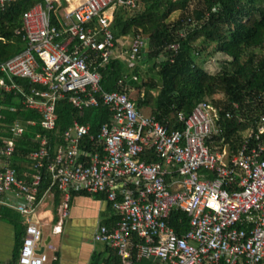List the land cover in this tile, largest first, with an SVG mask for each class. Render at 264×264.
<instances>
[{
	"label": "built area",
	"instance_id": "built-area-1",
	"mask_svg": "<svg viewBox=\"0 0 264 264\" xmlns=\"http://www.w3.org/2000/svg\"><path fill=\"white\" fill-rule=\"evenodd\" d=\"M15 1L0 0V10ZM123 6L134 8L136 0H40L23 14L22 27L16 31L26 48L0 63V90L21 95L23 105L41 115L47 131L56 129V104L61 100L79 111L104 105L112 113V121L103 124L97 135L78 122L63 134L64 143L48 166L64 198L54 233L62 231L72 192L80 191L103 195L111 205L117 223L112 229L99 226L94 241L116 251L124 264H133V259L157 264H264V111L242 133L236 152L228 146L215 152L208 139L221 131L215 110L206 102L187 116L178 115L184 130H170L137 108L124 78L118 81L120 91L103 90L91 61L99 60L102 66L113 57L112 27L116 9ZM146 49V37L135 36L131 59ZM16 78L35 87L25 92ZM11 132L16 136L23 131L16 124ZM37 138L40 148L29 159L38 173L30 181L18 178L6 163L16 151L15 138L0 146V193H16L20 202L15 208L27 223L18 264L48 261L44 251L39 253L45 248L43 231L31 221L40 169L48 154L47 138ZM85 139L96 141L100 152L83 149ZM146 150L160 162L144 160ZM173 209L190 218L183 236L169 224ZM133 235L143 241L134 255Z\"/></svg>",
	"mask_w": 264,
	"mask_h": 264
},
{
	"label": "trees",
	"instance_id": "trees-1",
	"mask_svg": "<svg viewBox=\"0 0 264 264\" xmlns=\"http://www.w3.org/2000/svg\"><path fill=\"white\" fill-rule=\"evenodd\" d=\"M38 1L16 0L5 10H0V63L26 48V42L16 31L22 27L23 14ZM197 1L198 5L193 10H189L192 0L184 3L136 0L134 8H117L112 27L115 54L108 65L99 68L101 86L107 92L120 91L118 81L124 78L138 93L137 99L133 100L137 108H150L151 115L169 126L170 130H184L178 115L187 116L199 103L206 102L215 110L216 123L221 131L208 139L207 144L215 152L225 146L236 152L244 139L242 133L264 111V0ZM179 11L180 15L173 19L172 16ZM137 35L146 37L147 49L138 60H133L129 53L122 52L130 48L131 40ZM173 45L179 47L177 52L170 49ZM211 46L214 54L220 53L230 59L222 63L216 74L207 72L202 64L205 61L200 58ZM148 62L151 64L146 68L141 66V63ZM144 78L147 80L144 81ZM14 80L26 92L35 87L26 79ZM220 94L222 98H219ZM23 99L14 92L0 90V125L6 127L5 135L12 136L10 127L16 121H20L25 128L16 141L13 155L21 161L12 167L17 171L18 178L30 181L38 172L28 156L40 148L37 135L45 136L48 154L40 169L42 180L37 203L49 191L54 193L55 201H59L63 193L53 184L48 166L56 156L58 146L64 143V132L78 122L90 126L91 134L97 135L103 124L112 121V113L104 105L79 111L67 100H61L56 104V129L47 131L41 125L39 113L27 110L21 104L15 107V102L18 100L21 103ZM235 104L239 109L234 108ZM13 107L15 111L10 110ZM227 113L232 117L228 118ZM238 116H242L243 121L239 122ZM82 148L91 153L100 152V145L88 139L83 141ZM142 157L150 163L160 162L150 150H146ZM75 194L89 195L73 191L71 196ZM189 223L186 213L176 209L171 212L169 224L178 236L187 233ZM24 235L25 232L19 234L18 249ZM132 243L134 255L136 245L143 241L133 235ZM107 250V258H101V254L93 255L91 264H124L116 251L108 247ZM133 261V264H157L152 259Z\"/></svg>",
	"mask_w": 264,
	"mask_h": 264
},
{
	"label": "crops",
	"instance_id": "crops-1",
	"mask_svg": "<svg viewBox=\"0 0 264 264\" xmlns=\"http://www.w3.org/2000/svg\"><path fill=\"white\" fill-rule=\"evenodd\" d=\"M129 46L130 48L122 53L130 54L131 45ZM95 61H97V63ZM98 62L99 60L91 61V68L92 65L96 63V66L92 69L97 68L99 73V68L105 67L110 63L98 66ZM132 92L134 91L132 90L131 93ZM131 93V99L134 100ZM23 100L21 103L17 100L15 102L17 106L15 107H18L21 104L25 109H27L23 105ZM15 107L10 108V110L15 111ZM140 109L145 114L151 115L150 108L144 107ZM16 124L20 126L23 134L25 128L20 121H16L10 127V130ZM31 124L34 125L35 123L31 122ZM6 133V127H4V125H0L1 145L5 144L7 140L12 137L17 141V139L22 136V134L16 136L12 134L11 137H7L5 135ZM20 161L21 159L18 157H12L10 160L6 161V163L12 167L13 164H18ZM24 170L27 169L24 168ZM19 202V198L14 192L0 193V264H18L19 252L23 244L22 240L21 246L18 249V238L19 234H23L24 232L26 233L27 228L25 219L15 208ZM63 204V198L59 201H55L54 193L49 191L45 194L42 200L37 203L35 214L31 218L32 223L39 226L42 231L48 227L49 222L53 225L52 234L58 237L57 244L53 245L52 237L48 235L44 238L45 245L47 247H45L44 242L41 246L45 247L44 252L46 248L53 252L52 264H91L93 255L99 254H101V258H107L109 255L107 246L104 243L94 241V235L99 226H106L109 229H112L117 223V217L105 197L103 195L85 194H75L71 196L69 201L68 217L63 220L61 233L55 234L54 228L59 224L60 210ZM48 245L52 248H49Z\"/></svg>",
	"mask_w": 264,
	"mask_h": 264
},
{
	"label": "rangeland",
	"instance_id": "rangeland-1",
	"mask_svg": "<svg viewBox=\"0 0 264 264\" xmlns=\"http://www.w3.org/2000/svg\"><path fill=\"white\" fill-rule=\"evenodd\" d=\"M173 1H176V2H179V3H184L187 0H173ZM197 3H198L197 0H192V2L189 5V10H193L194 8H196L197 5H198ZM113 7H114V5H112L108 9V11L109 10H113ZM180 13L181 12L179 11V12H177V14H174L172 16L173 19H176L180 15ZM128 40H130V39H128ZM211 48H213V47L212 46L210 48L208 47V50L206 52H203L200 58H201V60H204L205 61L202 64H203V67L206 68L207 72H209L211 74H216L221 69L222 63L225 60H230V59L227 58V57H225V55L220 54V53L214 54V52H213V50ZM150 64H151L150 62H148V63H141V66L143 68H146ZM145 80H147V79L144 78V81ZM131 95H132V97H134L136 99V97L138 96V93L134 91V92L131 93ZM222 97H223L222 94H220L219 95V98H222ZM52 227H53V225L49 222L48 227H46L45 229H43V232H44L43 235H44V238L46 236L50 235L52 237V243L54 245V244H57L58 237L56 235H53L52 234ZM44 245H45V240H44ZM45 247H47V246L45 245ZM45 254L48 257V261H46L44 264H52V261H53V252L50 251L48 248H46Z\"/></svg>",
	"mask_w": 264,
	"mask_h": 264
},
{
	"label": "water",
	"instance_id": "water-1",
	"mask_svg": "<svg viewBox=\"0 0 264 264\" xmlns=\"http://www.w3.org/2000/svg\"><path fill=\"white\" fill-rule=\"evenodd\" d=\"M43 251H44V249H41V250H39V253L41 254V253H43Z\"/></svg>",
	"mask_w": 264,
	"mask_h": 264
}]
</instances>
